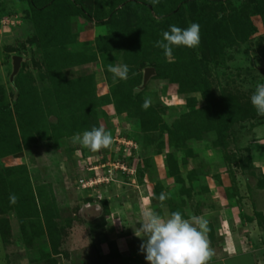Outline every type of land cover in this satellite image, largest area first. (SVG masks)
Listing matches in <instances>:
<instances>
[{
    "label": "rangeland",
    "instance_id": "obj_1",
    "mask_svg": "<svg viewBox=\"0 0 264 264\" xmlns=\"http://www.w3.org/2000/svg\"><path fill=\"white\" fill-rule=\"evenodd\" d=\"M28 2L0 0V99L11 106L28 105L37 91L58 86L50 73L60 51L54 54L52 42L45 55L29 43L36 28ZM102 4L80 0L77 6L92 11ZM155 4L157 11L141 18L131 41L143 45L147 25L159 30L165 21L182 29L198 23L200 45L175 47L183 55L180 66L174 54L160 58L155 42L147 56L158 69L151 66L143 87L144 69L126 58L135 45L68 65L60 69L66 78L59 84L74 79V90L87 84L86 98L71 100L75 104L65 111L61 98L52 109L37 99L38 115L25 126L26 137L18 134L21 157L10 155V140L0 145V264H149L144 238L136 235L146 209L165 218L179 211L185 219H205L209 264H264V116L250 99L264 83V0ZM66 20L76 36L70 51L88 50L108 32L104 17ZM120 20L130 23L126 16ZM238 21L247 28L236 29ZM13 55L21 63L10 81ZM121 64L130 69L127 80L109 71ZM135 99L150 100V106ZM93 127L111 132L109 148L93 152L71 142ZM39 190L48 200L44 205ZM28 197L35 200L30 214Z\"/></svg>",
    "mask_w": 264,
    "mask_h": 264
},
{
    "label": "trees",
    "instance_id": "obj_2",
    "mask_svg": "<svg viewBox=\"0 0 264 264\" xmlns=\"http://www.w3.org/2000/svg\"><path fill=\"white\" fill-rule=\"evenodd\" d=\"M78 1L80 2V0H29L28 2L31 17L32 20L34 18L33 21L36 28V33L34 35L35 40H29V43L35 44L40 48H44L43 51L45 55L48 52L47 48H49V45L52 42L55 48L53 50L54 54L57 55L60 51V54L58 55L59 61H54L56 63L54 66V71H51L52 73H50L51 77L55 76V81L57 82L58 86L55 85L49 90L41 89L40 91H37V93H35L37 96L29 99L28 105H25V103H21L20 106H17L16 104H18L19 102H16L11 106L10 104H4V102L0 99V145H8L9 140L12 144L14 143L15 148L14 151H12L13 149H11L10 155L15 158L21 157L22 153L20 150L18 151V139H20L19 135L21 137H26L25 126L30 127L32 121L34 120V117L37 116L40 111V108L36 106L37 99L39 100L40 105L44 102V107H50L52 109L55 106H58L57 100H60L59 98H61L60 101H62V103L58 104L62 108V110L65 111L67 109H70L73 104H75V102L71 100L86 98V94H89L91 92L90 86H88L87 84V87L84 86V88L74 90L76 88L75 85L77 86V83L70 82V80L74 79L69 78L70 80L67 81L65 86L61 85V83L59 84L60 79L64 80L65 77L63 74H61L60 69H63L64 67L71 64L76 65L77 63H81L86 60H95L97 57V53H106L111 49L116 50V47H119L120 50H123L128 47L131 48L133 45L136 46L135 50L133 51L134 53H128V55H126L127 59H133L132 63L137 64L138 68L141 69H144L147 66H154L156 67V70L158 69V64L148 58V49L153 42L156 43L157 41L162 39L163 33L165 31H170L171 21L163 22V26H161L159 30L158 28L155 29L152 28V26L147 25L144 28L146 30V33L144 34L145 38L143 39L144 44L141 46L137 44L139 42L135 43L133 42V40L131 41L132 38L130 36V34L132 36H135V34L139 35V32L136 28L140 24L141 18L143 16L147 17L151 9L157 11V5L155 4L156 0H143L142 3H140L138 0H102L104 3L102 4V7L99 10L95 8L92 11L89 7H85L84 5L77 6ZM179 11L180 10L178 9L177 12ZM164 12L166 13V9L164 10ZM71 16H81L90 21L95 18L101 20L104 17V22L101 23H105L108 32L104 35L97 36L94 39V43L88 50L81 51L72 49V51H70L67 49L68 45H70L71 43H75L76 36L72 33L70 27H65V25L68 23L66 19H70ZM122 16H126L127 19L130 20V23L125 25V23L120 20ZM170 19L171 18H168V20ZM237 25L238 27L236 29L247 28V26L239 23V21ZM84 45L86 46V44ZM153 49L159 54L160 58H165V54L161 52L163 51V49L156 47V44L154 45ZM173 54V57L176 58V64L180 66L182 64L181 56L183 55H181L178 52L177 48L175 49V47L173 48ZM159 76L160 75H158V77ZM140 78L141 76L139 77V81H137V83H140ZM60 85L65 88L64 91L62 90ZM191 85L193 84H190V86ZM133 87H136V85ZM82 92H84V94ZM140 92L141 90L138 91L137 94H141ZM130 94L131 89L129 88L126 92V97L130 98ZM134 102L137 105L143 107L141 100L135 99ZM13 112L18 117V119H20L18 120L19 122L15 121V119H12V116H14ZM150 113L153 115V120L155 122L160 120V117L156 114L155 111L152 110ZM21 115H23L24 117ZM21 122H23V124ZM17 130H19L20 132H17ZM169 135L171 139V134ZM166 159L169 160L168 157ZM15 166L21 168V166L19 165ZM38 199L41 200L42 205H44L45 202L48 201L46 198H44L43 192L40 190L38 191ZM34 201V198L28 199L26 214H30V211H32L30 209V205L34 204ZM47 231L48 235L52 236L49 228L47 229ZM42 232L43 229L40 233ZM36 234L39 235V233Z\"/></svg>",
    "mask_w": 264,
    "mask_h": 264
},
{
    "label": "clouds",
    "instance_id": "obj_3",
    "mask_svg": "<svg viewBox=\"0 0 264 264\" xmlns=\"http://www.w3.org/2000/svg\"><path fill=\"white\" fill-rule=\"evenodd\" d=\"M200 42L198 23H192L183 29L171 25L170 31H165L163 38L156 42V47L163 49L165 56L170 57L173 55L174 47L195 48ZM109 71L119 80L129 78L130 69L126 64L110 67ZM250 99L257 115L264 116V83L257 84ZM150 103L151 101L146 99L142 106L147 109ZM71 142L97 152L109 148L113 143V137L104 127H93L82 134H74ZM166 198L165 194L159 197L161 201ZM10 199L15 203L17 198L13 195ZM139 222V234H135L144 238L141 249L149 264H209L213 251L207 238L205 219L198 217L185 219L179 211L165 218L153 209H146L142 212V219Z\"/></svg>",
    "mask_w": 264,
    "mask_h": 264
},
{
    "label": "water",
    "instance_id": "obj_4",
    "mask_svg": "<svg viewBox=\"0 0 264 264\" xmlns=\"http://www.w3.org/2000/svg\"><path fill=\"white\" fill-rule=\"evenodd\" d=\"M11 60H12V71H11V75H10V81L13 80V77L15 76V74L19 70L20 63H21V57H19L17 55H13L12 58H11ZM153 73H154V69L152 67H145L144 68L141 87L145 86L148 78Z\"/></svg>",
    "mask_w": 264,
    "mask_h": 264
},
{
    "label": "built area",
    "instance_id": "obj_5",
    "mask_svg": "<svg viewBox=\"0 0 264 264\" xmlns=\"http://www.w3.org/2000/svg\"><path fill=\"white\" fill-rule=\"evenodd\" d=\"M80 183H82V185H85L86 186V184L85 183H88L87 181L86 182H83V181H80ZM94 183V182H93ZM92 183V184H93Z\"/></svg>",
    "mask_w": 264,
    "mask_h": 264
},
{
    "label": "crops",
    "instance_id": "obj_6",
    "mask_svg": "<svg viewBox=\"0 0 264 264\" xmlns=\"http://www.w3.org/2000/svg\"><path fill=\"white\" fill-rule=\"evenodd\" d=\"M262 159H264V158H262ZM262 159H260L259 161H262ZM257 165V164H256ZM262 166V165H261Z\"/></svg>",
    "mask_w": 264,
    "mask_h": 264
}]
</instances>
